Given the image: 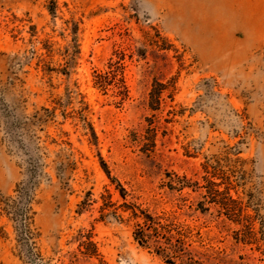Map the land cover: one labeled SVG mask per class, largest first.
Listing matches in <instances>:
<instances>
[{"label":"rangeland","instance_id":"rangeland-1","mask_svg":"<svg viewBox=\"0 0 264 264\" xmlns=\"http://www.w3.org/2000/svg\"><path fill=\"white\" fill-rule=\"evenodd\" d=\"M216 161L259 244L170 189ZM124 203L183 251L140 246ZM0 264H264V0H0Z\"/></svg>","mask_w":264,"mask_h":264},{"label":"trees","instance_id":"trees-1","mask_svg":"<svg viewBox=\"0 0 264 264\" xmlns=\"http://www.w3.org/2000/svg\"><path fill=\"white\" fill-rule=\"evenodd\" d=\"M96 78L101 79L102 76L100 74H96ZM99 83H96V86L102 87V84L99 85ZM164 90V85L159 82H155L152 86L149 92L150 108L152 110L156 111L159 109L161 94L164 92ZM54 110L55 109L49 111L48 109H43V111H45L46 113H51L52 115L54 113ZM36 115L37 114H34L33 117L36 118ZM82 121L84 122V125L89 128V130L91 131V136L95 139V135L90 124L87 123L84 118L82 119ZM147 132L151 136V147L154 148L155 130L154 128H148ZM225 160H229L228 157H225ZM100 164L103 172L109 179L110 184L115 186L114 190L118 193L119 197L124 200L127 195V192L125 191V189L122 188V186L116 179L110 176V173L102 160ZM218 167V161H216L215 165H209L206 163L203 166V184H200L197 181L192 182L190 180H186L185 178L179 180L178 178L176 183L173 181L171 182V184L169 185L170 189L176 190L177 188L173 185L175 184V186H178L179 191L184 188L191 189L192 191L201 190L199 195L201 196L202 201L197 203V208L200 211L207 210L205 208L206 204H213L214 206H217L219 212L223 214L228 220L241 226V229L238 232V239L240 238V241L247 244H259V242H261V239L257 237L254 228V217L246 213V207L243 205L241 199L232 195L231 191L234 190V186L232 185L229 177L226 176L224 172H221ZM101 197L103 201V205L100 207L101 218H104L110 214L116 215L115 211L111 213L106 212L115 205L110 200L111 194L109 193V191L105 190V195H102ZM87 202V199L83 200L81 205L86 207L88 206ZM124 207L126 208V210L130 211L131 218L142 220L141 225L140 223L136 224L137 229L134 231V239L140 246L147 247L148 243L152 241L155 245L159 243H162L164 245L163 247L162 245L156 247V252H161V254L163 255L168 253H174L176 252V250L179 252L183 251V242L182 239H180L182 235L179 233V231L176 230L174 224L162 225L160 221L157 220V218L153 217L151 214H148L146 211L141 210L138 206L134 204H125ZM172 232H176V234L179 236L176 240L179 245L177 246V248L173 247L172 244Z\"/></svg>","mask_w":264,"mask_h":264}]
</instances>
